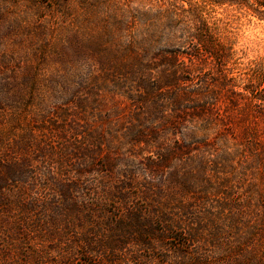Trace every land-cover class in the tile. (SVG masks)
<instances>
[{"label":"rangeland","instance_id":"1","mask_svg":"<svg viewBox=\"0 0 264 264\" xmlns=\"http://www.w3.org/2000/svg\"><path fill=\"white\" fill-rule=\"evenodd\" d=\"M162 1L0 0V174L7 175L3 159L19 164L28 160L31 180L25 185L12 182L6 190L16 196L24 191L23 200L34 206L33 212L27 215L19 209L1 211L0 264H111L116 257L123 261L120 264H139L134 259L148 254L143 248L132 245L118 254L109 248L114 235H118L112 232L119 230L122 234L125 230L123 224L121 227L112 225L110 217L115 211L125 217L128 209L112 202L98 204L97 198H107V183L111 178L114 187L134 180L130 193L146 191L143 189L147 188L150 178L139 163L156 157H126L128 146L111 145L110 124L101 119L107 118L114 109L115 96L112 84L102 82L104 77L99 64L102 60L117 67L134 63L143 51L139 45L145 35L141 14ZM214 16L228 23L229 38L240 67L246 68L264 59V21L246 4L224 3L215 8ZM162 49L181 56L186 52L171 46ZM183 61L189 65L187 59L180 58V66ZM158 76V72H153L154 79ZM75 102L82 108L78 109ZM223 107V104L219 106L221 111ZM80 113L87 114L86 121L80 119ZM68 125L74 126L75 131L61 138L62 129ZM191 126H178L173 131L177 137L171 141L175 149L182 142L181 135H185L184 145H188L191 154L184 156L174 151L172 157H167L170 162L163 176L153 175L151 179L178 207L196 206L197 200L204 197L200 195L202 192L212 199L210 205L202 204L201 210H195L202 211L204 218L198 251L202 249L212 259L224 261L227 255L221 250L223 243L233 248L239 237L246 240L247 235H253L254 240L241 252L243 259L233 258L229 262L252 260L264 264V184L259 180L264 176V155L254 152L249 157H215L217 138L226 128L206 127L202 122ZM246 126L247 123L227 132L242 151H246L247 145L244 135L254 133ZM257 127L262 136L257 150H263L264 121ZM87 133L104 137V155L78 154V147L92 149L87 148L80 137ZM65 147L74 148L70 151L77 154L64 156ZM103 161H109L113 175H105ZM95 168L100 172L92 171ZM47 174L62 184L77 185V190L70 194L72 211L62 208L54 186L45 179ZM224 179L229 181L232 195L246 201L244 205L253 212L252 217L247 218L252 224L245 223L240 230L243 235L234 230L232 223L238 211H222L219 207L223 203L220 200L223 190L218 187ZM239 182L242 184L236 186ZM46 201L52 206H47ZM133 203L141 204L137 200ZM173 211L180 214L178 209ZM208 225H213L214 230L222 229L220 233L224 236L214 232L220 238H227L220 242L222 248L213 249L207 244ZM174 242L178 243L177 240L167 241L166 248L158 252V247L151 253L156 262L160 263V255L174 256L170 251ZM105 245L108 251L103 249ZM179 249L182 253L186 251L184 245Z\"/></svg>","mask_w":264,"mask_h":264},{"label":"trees","instance_id":"2","mask_svg":"<svg viewBox=\"0 0 264 264\" xmlns=\"http://www.w3.org/2000/svg\"><path fill=\"white\" fill-rule=\"evenodd\" d=\"M224 3L246 4L259 20L264 21V0H163L141 14L140 19L145 30V35L139 42L143 48L141 56L138 55L134 63L122 67L110 65L103 60L99 64L100 72L104 77L102 82L112 84V94L115 96L114 109L107 118L101 119L110 124L111 133H108L111 145L128 146L125 151L126 157H156L147 159L145 163H139L143 173L150 178L147 188L143 189L146 191L130 193L133 190L134 180L130 179L124 186L114 187L111 178V182L107 183V198L104 200L97 198L98 204L112 202L119 206H127L128 214L125 217L118 215V211L110 217L112 225L123 224L122 229L125 230L122 234L119 230L112 232L118 235H114L109 248L111 247V252L114 254H118L128 245L143 248L148 254L134 259V262L139 264H258L253 263L252 260H247L245 263L229 262L233 258L243 259L241 252L247 248V243L254 240L253 235H247L246 240L239 237L237 246L233 248L223 243L224 247L221 250H225L224 253L227 255L222 259L224 261L212 259L204 254L205 251L202 249L198 251L204 229L202 225L204 218L202 211L195 210H201L202 204L210 205L212 199L205 197L202 192L200 195L204 197L197 200L196 206L187 204L178 207L167 198L163 189L156 188L153 178L151 179L153 175L156 177L159 174L160 178L163 176L164 169L170 162L167 157H172L174 151L177 150L184 156L191 154L188 145H184L187 138L185 135H181L182 142L179 147L173 149L171 145L173 137H177L173 131L182 124L193 127L196 123L202 122L206 127L216 125L225 127L224 134L217 138L215 157H249L254 152L264 155V149L257 150L262 138L257 125L264 121V59L252 62L246 68L240 67L229 38L228 23L214 16L215 8ZM150 35L158 37L152 39ZM165 46L177 47L186 52L181 56L164 51L162 48ZM134 47L135 45L132 49ZM129 50L131 51V48ZM180 58L187 59L189 65L187 66L183 61L180 66ZM157 63L161 65L158 66ZM153 72H158L159 76L156 79L152 77ZM110 78L113 79L108 80ZM195 81L197 82L194 83ZM74 104L79 107L78 109L82 108L80 103ZM221 104L224 106L222 111L219 108ZM80 114L82 116L80 119L86 121L87 114ZM245 123L248 124L246 128L254 133L244 135V142L247 145L246 151H242L238 148L237 141L230 140L227 132L235 131V127L243 126ZM72 130L75 131L74 126H66L62 129L64 136L61 138H65ZM80 137L86 142V147L92 149L78 147L76 151L79 155L85 157L104 155L103 136L87 133L86 136L80 135ZM253 143L254 149L251 147ZM70 149L74 148H64L62 152L64 156L77 154V152L71 153ZM4 161L6 163H3V168L7 175L0 174V213L2 210L9 212L12 209H19L27 215L33 212L34 206L23 200L24 191L19 196L11 195L6 187L12 182L19 181L21 185H25L31 180L32 173L28 171L29 161L21 164L11 163L7 159L2 160ZM103 162L105 175H113L112 166H108L109 161ZM92 171L100 172L98 168ZM218 171L222 172V169ZM45 179L54 186V191L61 199L62 208L65 211H72L70 194L77 190V185L62 184L48 174L45 175ZM259 180L264 184V176ZM228 182L224 179L219 183L218 189L223 190L220 193V200L223 203H220L219 207L222 211H238L232 223L234 230L239 231V235H243L240 230L244 228L245 223H251L247 218L252 217L253 212L244 205L246 201L237 200L232 195V187ZM241 184L239 182L236 186ZM134 200L141 204L133 203ZM48 203L49 201H46V204ZM142 203L145 205L143 206ZM50 204L47 206H52ZM171 206L174 207L173 209H178L180 214H174ZM206 214L209 216L210 213L206 212ZM215 231L220 233L222 229L218 227L214 230L213 225H208L210 239L207 244H211L213 249H219L222 248L220 242L226 241L227 238H220L214 233ZM220 235L225 234L220 233ZM173 240L178 241V243L174 242L170 250L174 256L160 255V263L156 262L151 253L158 247V252L163 250L168 246L166 242ZM15 241L19 242V239ZM182 245L186 247L184 253L179 249ZM109 248L105 245L103 249L108 251ZM115 259L110 263L123 262L119 257Z\"/></svg>","mask_w":264,"mask_h":264}]
</instances>
